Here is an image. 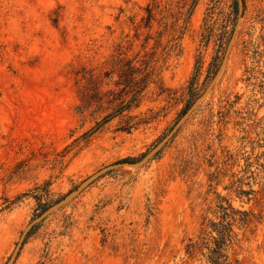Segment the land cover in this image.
<instances>
[{"label":"rangeland","instance_id":"374dc122","mask_svg":"<svg viewBox=\"0 0 264 264\" xmlns=\"http://www.w3.org/2000/svg\"><path fill=\"white\" fill-rule=\"evenodd\" d=\"M235 2L0 0V264L42 206L13 264H209L220 207L253 217L231 264H264V0Z\"/></svg>","mask_w":264,"mask_h":264},{"label":"trees","instance_id":"16d2710c","mask_svg":"<svg viewBox=\"0 0 264 264\" xmlns=\"http://www.w3.org/2000/svg\"><path fill=\"white\" fill-rule=\"evenodd\" d=\"M239 2L241 1L244 5V0H238ZM235 2L234 4V15H237V7L238 3ZM216 6V4H215ZM213 6L212 9H210L208 19L206 21V25L204 28V34H203V42L205 43V46H208L212 41L215 42V55L212 59L211 64L209 65L208 72H207V82L212 80L220 70L223 61L225 59L226 55V50H227V45H228V40H226V34L228 33L226 29L223 30L222 33L217 34L216 33V20L214 19V12L216 7ZM201 65H202V59L200 58L199 61L197 62V67H196V74L192 77L189 87H188V102L186 104V107L182 110L180 114V118H183L187 115L189 110L192 108L194 103L199 99L202 93V85L199 84V76L201 72ZM129 161L123 160L120 163L122 164H127ZM51 206H42L41 211L37 218H39L41 215L46 213ZM223 211L226 210H232V213L234 215H239L241 218L238 221L239 224L242 226H248L252 223L253 217L250 216L248 213L245 212H240V211H235L231 207L223 208L220 207ZM224 216H228L225 214ZM36 218V219H37ZM235 219L232 220V223H220L216 224L214 222L210 223V228L211 231L208 233L210 236L211 240H207L203 244V249L206 250V259L209 264H231L229 261V257L226 254L227 248L232 240L233 236V226L234 223H237ZM213 234H216V236H213ZM196 245L190 244L188 246V255H192L193 252L196 250ZM205 256V254H204Z\"/></svg>","mask_w":264,"mask_h":264},{"label":"water","instance_id":"95a60500","mask_svg":"<svg viewBox=\"0 0 264 264\" xmlns=\"http://www.w3.org/2000/svg\"><path fill=\"white\" fill-rule=\"evenodd\" d=\"M181 124H182V123L179 122V123L175 126V128L173 129V131H172V132L170 133V135L168 136L167 140L171 139V138L175 135V133H176V132L178 131V129L180 128ZM155 153H156V151H153V152L151 153V155H150L149 157H147L142 163L147 162V161H148V160H149V159H150ZM111 168H112V167L106 169L105 171H109ZM105 171H99V172H98L93 178L90 179L89 182L95 180L96 178H99L101 175L104 174ZM89 182H88V183H89ZM82 188H83V186H81V187L78 189V191H80ZM48 211H49V210H48ZM48 211H47V212H48ZM47 212H46V213H47ZM46 213H44L43 215H41L39 218L35 219V221H33V222L27 227V229L23 232V234L21 235V237H20V239H19V242L17 243L16 248H15L13 254L11 255L9 261L7 262V264H13V263L15 262V260H16L17 256L19 255V252H20V250H21V247H22V245H23V243H24V241H25L27 235L29 234V232H30V231H31V230H32V229H33L38 223L42 222V221L45 219V214H46Z\"/></svg>","mask_w":264,"mask_h":264}]
</instances>
